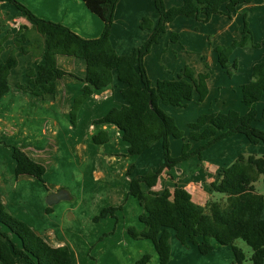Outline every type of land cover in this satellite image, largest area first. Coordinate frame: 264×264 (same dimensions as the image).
I'll return each mask as SVG.
<instances>
[{
    "label": "crops",
    "instance_id": "1",
    "mask_svg": "<svg viewBox=\"0 0 264 264\" xmlns=\"http://www.w3.org/2000/svg\"><path fill=\"white\" fill-rule=\"evenodd\" d=\"M165 1L168 8L181 6L183 3L178 1L177 5H169L167 0ZM21 2L36 17L62 24L84 39H97L103 34L104 22L92 11V8L99 5V0H21ZM145 17H149L155 26L159 23L160 14L154 0L119 2L111 43L120 56L132 55L150 38L151 32L141 28ZM181 19L184 18L180 17L168 25L167 35L171 36L176 32V25L184 23L177 24ZM0 22L1 59L6 62L10 55L15 53L18 61L17 67L10 72V89L0 99V138L9 145L20 146L30 158L44 165L47 185L30 176L17 178V162L13 157V150L0 143V202L14 217L27 223L51 245L67 246L73 264H136L147 254L152 256L148 264H160L151 241L135 240L127 234L129 227L138 230L145 228L140 221L144 209L137 199L129 195L131 177L128 176V170L134 165L132 176H144L162 167L165 160L163 161L160 145H154L142 155L128 156V145L123 141L122 133L116 126L94 124L113 108H122L126 105L122 96V90L126 85L119 82L115 76L111 86L95 91L82 105L77 117V126L74 127L71 111L75 100L82 94V89L86 85L82 81L87 75L86 61L76 57L59 56L58 67L71 75L56 81L54 95L48 94L41 98L36 93L43 90L41 86L31 83L28 72L33 69L37 73L39 65L45 63L44 47L41 51L24 52V49H29L33 44L35 37L34 33L31 34L33 23L14 5L5 1L0 2ZM164 35L159 44L155 45L156 49ZM243 49L254 48H241ZM34 52L38 53L37 57L34 56ZM247 54L251 53L248 50L243 53L244 56ZM256 63H252V74ZM145 67L153 87L159 80H174L180 75L177 71H172L169 64L163 66L166 70H163V67L161 70L156 68L157 73L146 60ZM183 71H180L181 74ZM252 80L253 76L251 79L246 78L244 83L236 82L233 86L218 87L211 84L209 78V94L205 101L200 103L204 108L199 117L211 111L224 114L236 111L242 116L246 115L248 108L242 101V86ZM191 102H198V97L195 96ZM259 112L258 109V121ZM262 119L264 121V114ZM261 129L264 130V127ZM102 132L108 134L109 142L96 144L94 137ZM241 136L243 135H236L219 142L206 150L202 159L192 157L174 167L169 172L170 175L164 172L154 191H173L178 186L187 190L193 201L204 208L209 203L216 202L224 208L227 207L229 197L222 194L224 198L221 201L215 199L211 185L217 183L223 169L233 164L244 152L232 154V150H221L217 160L207 157L206 152L233 141L232 148L242 145L246 149L244 154L248 156H264V146H261L263 144L255 145L245 136V138ZM175 140H171L172 155L178 157L177 152H173V143L177 142L172 141ZM202 144L192 142L193 149ZM144 156L150 161L158 156L159 163L147 165L146 169L139 168L138 161ZM64 188L70 192L71 202H60L53 206L52 213H47L49 205L46 198ZM142 189L145 192L149 191L145 184L142 185ZM121 205L123 210L116 213L119 218L118 224L116 219L111 217L99 223L94 222V218L104 209ZM67 215L71 216V219H68ZM70 220H77V224ZM115 228V233H110ZM3 231L9 232L6 228H3ZM105 234L109 235L104 237ZM102 237L104 238L101 239ZM13 240L20 245L16 236ZM235 261L231 246L218 245L212 253L202 255L198 246L183 245L173 232L170 264H233ZM20 264L24 262L21 261Z\"/></svg>",
    "mask_w": 264,
    "mask_h": 264
},
{
    "label": "trees",
    "instance_id": "2",
    "mask_svg": "<svg viewBox=\"0 0 264 264\" xmlns=\"http://www.w3.org/2000/svg\"><path fill=\"white\" fill-rule=\"evenodd\" d=\"M3 1L14 5L33 23V44L24 52L41 51L44 47L45 63L39 65L37 73L33 69L28 72L31 83L41 86L43 90L36 95L41 98L48 94L54 95L56 81L71 75L58 67L59 56L83 59L87 63V75L82 81L86 85L71 111L73 126H77L78 113L86 100L95 91L111 86L117 76L119 82L126 85L122 90L126 105L113 108L94 124L116 126L128 145V156L142 155L157 143H162L165 155L162 167L137 177L132 176L134 165L128 170V176L131 177L129 195L137 199L144 209L140 221L145 225L143 230L128 228V235L135 240L151 241L160 264H170L173 232L183 245L198 246L202 255L212 253L218 245L231 246L236 259L233 264H245L247 260L245 254L236 247V242L243 240L253 250L251 264H264V199L256 193L257 176H254V173L264 176V156L240 155L232 165L223 169L218 182L213 183L211 188L214 193L229 197L225 208L217 202L209 203L204 208L193 201L187 190L178 186L173 191H154L164 172L169 174L174 167L192 157L202 159L206 150L221 141L243 135L255 145H264V131L254 125L258 121L257 105L264 96V61L255 64L253 80L242 86V101L248 108L246 115L242 116L236 111L227 114L211 111L196 122L189 123L188 134L177 127L176 121L162 110L161 105L185 108L195 96L199 103H203L209 94L210 75L197 74L186 68L177 79L159 80L153 87L145 67L146 57L167 33L168 25L176 19L196 18L204 23H209L216 15L232 19L241 6L249 5L253 0H183L181 6L171 8L167 7L165 0H154L160 14L159 23L155 26L149 17L143 19L141 28L150 31L151 36L144 45L127 56H120L111 43L115 13L121 0H99V5L92 8L104 22V31L100 38L91 40L82 38L62 24L36 17L21 0H0ZM170 37L173 43L179 40L175 33ZM260 47L254 43L247 16H244L243 39L228 47H216L215 51L220 66L228 75H233L238 71V63L230 62L233 53L241 48ZM1 53L0 49V99L8 93L10 72L18 65L15 53L6 62L1 59ZM37 55L34 52V56ZM172 139L183 140L182 153L177 158L171 155ZM94 141L96 144H107L108 134L102 132L94 137ZM192 142L203 144L193 149ZM0 143L13 150L17 178L30 176L47 186L44 165L30 158L20 146L9 145L1 138ZM143 184L149 187V191H143ZM53 209V206H48L47 213H52ZM121 210L122 205L108 207L94 220L99 222L107 217L115 218ZM3 228L9 232H4ZM14 236L19 239L20 245L14 242ZM151 259L152 256L147 254L136 264H148ZM21 261L24 264H73L67 246L51 245L27 223L14 217L0 202V262L20 264Z\"/></svg>",
    "mask_w": 264,
    "mask_h": 264
},
{
    "label": "rangeland",
    "instance_id": "3",
    "mask_svg": "<svg viewBox=\"0 0 264 264\" xmlns=\"http://www.w3.org/2000/svg\"><path fill=\"white\" fill-rule=\"evenodd\" d=\"M178 1L179 3H182L183 0H167L169 5H177L176 3H178ZM244 16H247V22L249 25V29L253 34L254 43L259 44L262 47L257 49L237 50L230 59V62L231 63L234 61L238 62L239 71H237L233 75H228V73L225 72L219 65L218 56L215 51V48L228 47L233 42L241 41L243 39ZM183 18L184 19L178 21L177 24H180L181 22L184 23L182 25H176L175 34L179 36V41L173 43L171 41L170 34L164 35L160 45L157 46L158 49H156V47L154 46L151 51V54L145 59L147 62L151 63L152 70L154 72L157 73L158 69L156 70V68H159L161 70L163 66L169 64L171 70L177 71L178 74H181L180 72L181 70L183 71L186 68H190L197 74L208 73L210 75V80H211L210 83L213 85H216L218 87L233 86V84L236 82L244 83L246 78L247 79L252 78L253 62L260 63L264 61L263 60L264 59V0H253L251 5L241 6L233 19H230L222 15H216L212 17L209 23H204L196 18L193 19H189L185 17ZM247 50L252 55L247 54L246 56H244L243 53L247 52ZM205 62L208 64V69L206 68ZM163 70H166V68L163 67ZM174 76L176 77V74ZM258 105H259L258 109L260 111L259 112L260 120L256 123L255 127L261 131H264L261 129L264 127V121L262 119V115L264 114V97L263 100ZM161 108L167 115H169L176 121L177 127L180 130L188 134L187 125L189 123H194L197 121L204 107L202 108V104L198 102H191L185 108H177V107L164 106V105H161ZM241 137L245 138L244 136ZM173 142H177V143H173ZM172 143H173V152H177V155L179 157L182 153L183 140H175L172 141ZM232 143L233 141H231L230 143H223L221 144V146L217 147L218 149L215 148L206 152V156L207 157L210 156L211 159L217 160L218 155L221 153L220 152L221 150L224 151L232 150L231 151L232 154L238 152L246 153L245 152L246 149L244 148V146L238 145L237 147L232 148L231 146ZM157 144L160 145L161 155L164 161L165 155H164L163 145L160 142ZM261 146L263 147L264 145ZM244 153L240 155L248 156ZM171 155H172V148H171ZM172 157H174V155H172ZM229 158L228 159L230 163L231 157ZM158 163H159L158 156H156V158H154L153 161H150V159L146 156L142 157L138 161L139 168H144V169H146V167L152 164L157 165ZM254 176L255 177L257 176L255 183L256 193L262 196L264 199V176L259 174L257 175L256 173H254ZM133 177H137V175ZM215 197H216L215 199L221 201V199L224 198V195L215 193ZM67 218L71 219V216L67 215ZM114 219H116V222L118 224L119 218L116 216ZM102 220L103 219H101L99 222H101ZM70 222L77 224V220H70ZM99 222H95V223H99ZM115 231L116 228L110 233H115ZM236 247H238V249H240L245 254L247 258L245 264H251L250 259L253 255L252 248L249 247L248 244L245 243L243 240H238L236 242Z\"/></svg>",
    "mask_w": 264,
    "mask_h": 264
},
{
    "label": "water",
    "instance_id": "4",
    "mask_svg": "<svg viewBox=\"0 0 264 264\" xmlns=\"http://www.w3.org/2000/svg\"><path fill=\"white\" fill-rule=\"evenodd\" d=\"M71 199H72V196H71L70 192L64 188L58 192L50 194L47 197L46 202L49 206H55V205L59 204L60 202L71 201Z\"/></svg>",
    "mask_w": 264,
    "mask_h": 264
}]
</instances>
